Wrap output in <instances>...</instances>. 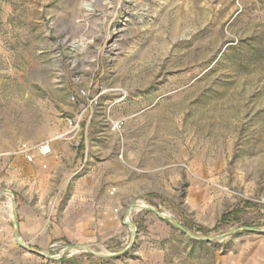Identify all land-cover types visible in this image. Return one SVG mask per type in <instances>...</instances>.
<instances>
[{
	"label": "rangeland",
	"instance_id": "obj_1",
	"mask_svg": "<svg viewBox=\"0 0 264 264\" xmlns=\"http://www.w3.org/2000/svg\"><path fill=\"white\" fill-rule=\"evenodd\" d=\"M44 142L19 237L52 258L12 198L0 264H264V233L125 223L264 230V0H0V157Z\"/></svg>",
	"mask_w": 264,
	"mask_h": 264
},
{
	"label": "crops",
	"instance_id": "obj_2",
	"mask_svg": "<svg viewBox=\"0 0 264 264\" xmlns=\"http://www.w3.org/2000/svg\"><path fill=\"white\" fill-rule=\"evenodd\" d=\"M51 147L53 153L56 146L51 143ZM18 150L19 148H15L12 152L2 153L0 157V194L3 193V196L0 198V235H9L12 212L11 202H13V198L17 204L20 237L24 242L30 244L35 239H31L25 235L30 231L25 232L23 230V223L21 221L23 209L28 205H32L30 204V197L44 191L42 185L46 186L49 183L52 186L53 179L57 176L54 173L61 165L57 164L58 166H53V162L46 158L52 153L44 158L36 153L37 155L34 154L33 160L28 161ZM48 192H51V189H47L45 193ZM34 218L35 222L32 224L33 230L31 231L34 233V237L42 235L47 237L49 235L48 227L46 228L42 216L38 215Z\"/></svg>",
	"mask_w": 264,
	"mask_h": 264
},
{
	"label": "water",
	"instance_id": "obj_3",
	"mask_svg": "<svg viewBox=\"0 0 264 264\" xmlns=\"http://www.w3.org/2000/svg\"><path fill=\"white\" fill-rule=\"evenodd\" d=\"M3 196V193L0 194V198ZM13 206H14V211L15 213L13 214V224H14V231H13V235H14V239L16 241V243L18 244L19 247H21L22 249L32 253V254H35L41 258H52V256L48 255V254H45L41 251H38L32 247H30L29 245L23 243L21 240H20V237H19V232H18V217H17V204L14 200L13 202ZM133 208H138V205L137 204H132L125 212V220H127L125 223L127 225H130L135 231H136V228L135 226L129 221V218H130V215L132 213V209ZM142 209H146L148 211H151L153 213H155L159 218H161L162 220L172 224L173 226H175L176 228H178L181 232H183L184 234H186L189 238H192V239H195V240H201V241H206V242H213V241H218V240H221L229 235H233V234H236L238 232H255V233H264V230H260V229H256V228H252V227H241V228H238V229H234V230H231L230 232H228L227 234H223V235H220V236H215V237H203V236H197L195 234H192L190 233L183 225H181L178 221H176L174 218H172L171 216H169L168 214L166 213H162V212H159L157 211L155 208L153 207H147V206H143L141 207ZM77 246H73V247H69V249L71 248H76ZM86 250H88L89 252L93 253L92 251H90L89 249L85 248ZM127 249L119 252V253H116V254H108V255H97L101 258H113V257H119L121 255H123L124 253H126Z\"/></svg>",
	"mask_w": 264,
	"mask_h": 264
},
{
	"label": "built area",
	"instance_id": "obj_4",
	"mask_svg": "<svg viewBox=\"0 0 264 264\" xmlns=\"http://www.w3.org/2000/svg\"><path fill=\"white\" fill-rule=\"evenodd\" d=\"M80 93L82 96L86 95V92L83 90ZM72 99H75V97H73ZM69 123L71 126L78 125L77 123L74 124V121L72 120H69ZM19 153L24 154L28 161H32L34 158V153H37L40 156H48L52 153V147L50 142H44L34 146L24 144L20 148Z\"/></svg>",
	"mask_w": 264,
	"mask_h": 264
},
{
	"label": "bare ground",
	"instance_id": "obj_5",
	"mask_svg": "<svg viewBox=\"0 0 264 264\" xmlns=\"http://www.w3.org/2000/svg\"><path fill=\"white\" fill-rule=\"evenodd\" d=\"M144 205L141 203L138 205V208L137 209H141V207H143Z\"/></svg>",
	"mask_w": 264,
	"mask_h": 264
},
{
	"label": "trees",
	"instance_id": "obj_6",
	"mask_svg": "<svg viewBox=\"0 0 264 264\" xmlns=\"http://www.w3.org/2000/svg\"><path fill=\"white\" fill-rule=\"evenodd\" d=\"M193 241V240H192Z\"/></svg>",
	"mask_w": 264,
	"mask_h": 264
}]
</instances>
